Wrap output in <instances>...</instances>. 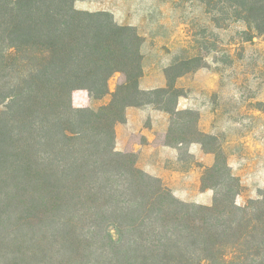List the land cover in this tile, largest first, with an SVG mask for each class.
I'll return each mask as SVG.
<instances>
[{
	"label": "trees",
	"instance_id": "obj_1",
	"mask_svg": "<svg viewBox=\"0 0 264 264\" xmlns=\"http://www.w3.org/2000/svg\"><path fill=\"white\" fill-rule=\"evenodd\" d=\"M77 1L0 0V264H264V190L237 203L243 186L228 163L223 180L222 144L206 148L214 135L196 139L216 155L208 172L220 179L204 189L223 191L209 207L178 199L136 154L117 150L127 108L181 112L155 96L177 92L200 54L170 65L166 88L143 91L144 37ZM209 14L217 27L243 22L246 41L264 40V0H209ZM78 90L111 101L75 108Z\"/></svg>",
	"mask_w": 264,
	"mask_h": 264
},
{
	"label": "rangeland",
	"instance_id": "obj_2",
	"mask_svg": "<svg viewBox=\"0 0 264 264\" xmlns=\"http://www.w3.org/2000/svg\"><path fill=\"white\" fill-rule=\"evenodd\" d=\"M76 9L114 13L117 23L132 26L146 41L143 51L149 66H170L175 61L181 65L189 56L200 54L199 61L186 63L182 69H195L189 73L190 76H195L198 71L196 68L204 66L199 69L202 73L211 72L219 76L220 90L212 94L195 93L197 103L194 104L193 110L172 115L171 133L176 138L173 141L179 137L187 141L201 139L199 132L214 135L215 137L205 140L206 148H218L223 144L222 152H219L221 156L218 158V168L222 169L223 180L227 181L230 178L229 169L226 167L230 149L224 147L228 137L237 130L244 133L252 126L257 128L260 124L264 125V119L255 115L258 110L264 113V40L255 36L246 41V37L241 34L246 26L241 21H221L227 26L217 27L209 14V0H85L77 1ZM128 10L136 15L131 18L133 23L121 22ZM186 76L188 78V75ZM201 79L206 80L207 76H202ZM121 80V74H116L110 80L111 92L116 90ZM179 93L184 95L186 90H172L164 97L155 96V99L173 109L179 104ZM110 101L111 95L91 102L87 91L78 90L73 94L75 108H98L109 104ZM212 112L216 117L213 134L209 133L208 128L209 114ZM201 121L202 126H207L202 127ZM236 122L238 124H235ZM261 131L264 133V126L259 130ZM189 150L187 145L179 151L186 165L195 163ZM197 163L196 178L201 180L202 191L190 193L189 198L176 197L187 203L209 207L213 205L215 196L222 195L223 191L217 188L215 195L212 190L204 188L216 185L220 179L209 178V160L199 157ZM242 186L241 194L237 198V203L241 206L250 199H258L264 190L246 183ZM111 231L117 239L116 231Z\"/></svg>",
	"mask_w": 264,
	"mask_h": 264
},
{
	"label": "crops",
	"instance_id": "obj_3",
	"mask_svg": "<svg viewBox=\"0 0 264 264\" xmlns=\"http://www.w3.org/2000/svg\"><path fill=\"white\" fill-rule=\"evenodd\" d=\"M123 16L121 22L125 23H133L131 18L136 17L129 10ZM145 59L144 75L140 79V88L143 91L166 88L168 84L166 69L169 64H152L149 66ZM186 75L178 78L176 82L177 88L186 90V94L179 98L176 111L193 110L194 104L197 103L195 93L212 94L220 90L219 76L215 73H202L198 70L195 76ZM202 76H207V79L202 80ZM255 115L264 119V113L259 110ZM215 118L213 112L209 114L208 128L209 133L212 134L215 133ZM255 119L257 118L255 117ZM171 126V114L152 104L129 107L126 110V121L116 127L117 150L136 154L137 164L142 170L161 179L178 198H189L190 193L202 191L201 180L199 181L196 175L198 158L209 160V167H212L216 162V155L212 152H205L202 145L194 139L188 146L190 147L189 154L195 159V163L184 164L179 153L184 144L167 142ZM203 126L207 125L204 124ZM263 126V124L257 128L252 126L244 133L237 130L235 134L228 137L224 147L230 149L228 163L233 174L241 180L242 185L243 183L251 184L257 189L264 188V133L259 132ZM206 190L214 192L210 188Z\"/></svg>",
	"mask_w": 264,
	"mask_h": 264
}]
</instances>
